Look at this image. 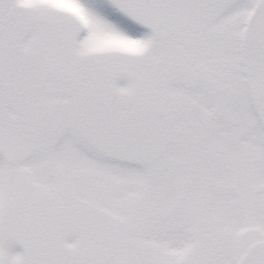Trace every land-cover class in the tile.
<instances>
[{
    "label": "snow or ice",
    "instance_id": "1",
    "mask_svg": "<svg viewBox=\"0 0 264 264\" xmlns=\"http://www.w3.org/2000/svg\"><path fill=\"white\" fill-rule=\"evenodd\" d=\"M0 264H264V0H0Z\"/></svg>",
    "mask_w": 264,
    "mask_h": 264
}]
</instances>
